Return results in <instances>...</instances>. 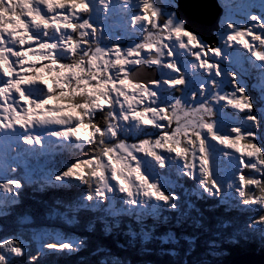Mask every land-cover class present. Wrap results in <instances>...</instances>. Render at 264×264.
Here are the masks:
<instances>
[{
    "label": "snow or ice",
    "instance_id": "6c2138e0",
    "mask_svg": "<svg viewBox=\"0 0 264 264\" xmlns=\"http://www.w3.org/2000/svg\"><path fill=\"white\" fill-rule=\"evenodd\" d=\"M113 4L125 15L138 9L123 35L107 32L93 19L101 7L107 13ZM224 6L233 7L230 3ZM260 6L264 8V0ZM176 7L175 0H167L163 8L156 0H0V142L15 153L13 163L0 158V177L23 166L28 182H35L29 160L38 159L49 144L80 149L83 156H77L61 172H49L44 182L87 186L76 211L104 213L97 219L106 234L113 226L119 227L117 218H134L145 241L152 239L156 230V224H145L148 217L160 221L167 209L178 213L176 226L187 219L188 211L180 212L179 195L169 191L181 186L168 178L172 173L196 182L186 194L197 198L207 194L228 202L225 181L220 179L221 158L229 165L236 162L227 188L238 194L239 203L264 209V146L254 142L255 132L243 130L248 122L259 125L253 114L255 101L240 82V73L220 64L232 59V53L224 48L235 51L236 45L241 46L250 69L260 76L264 94V13H246L247 25L229 16L219 33L222 48L206 43L189 29L187 22L178 18ZM131 34L139 35V42L122 45L124 36ZM249 36L251 42L246 39ZM185 55L192 59L181 68L179 57ZM236 59H240L238 52ZM141 65L169 72H162L159 80L142 82L136 79ZM188 68L193 76L199 70L207 76L191 91ZM217 77L230 78L227 82L232 90L223 91L225 81ZM165 85L181 95H166ZM224 107L246 113L243 123L227 129L221 118ZM82 128L86 136L80 134ZM245 169L258 175H246ZM23 186L19 178L0 179V217L19 203ZM186 203L189 211L194 208L191 201ZM169 219L163 217L162 222ZM66 220L77 222L75 217ZM94 226L89 224V230ZM247 227L264 231V215ZM129 234L137 235L131 229ZM157 238L162 244L178 243L172 231ZM184 239L192 243L194 238ZM85 243L83 238L54 234L43 240L37 255L29 256L23 240L6 237L0 240V264H13V257H26L27 264H38L40 253L70 254ZM108 251L96 249L94 255L105 253L99 264H123ZM167 254L176 252L169 249Z\"/></svg>",
    "mask_w": 264,
    "mask_h": 264
},
{
    "label": "trees",
    "instance_id": "16d2710c",
    "mask_svg": "<svg viewBox=\"0 0 264 264\" xmlns=\"http://www.w3.org/2000/svg\"><path fill=\"white\" fill-rule=\"evenodd\" d=\"M83 132L86 133L84 129ZM83 155L84 151L75 149L70 155L65 150L63 159L58 158L52 162L44 156L41 157L40 164L44 167L36 171L37 174L32 179L35 182L24 184L19 190V203L8 210V215L0 217V240L17 236L26 243L28 255L32 256L40 252L36 242L42 243L45 240L36 239L35 233L38 230L45 229L65 238L85 239V246L74 253H40L38 264H99L105 253L94 255L96 249L101 247L97 242H101L102 247L109 250L107 254L118 257L123 264H229L240 252L257 251L264 254V231L247 227V220H255L264 215V209L257 205L252 209H245L239 203L241 211L231 210L232 213H229L226 207L217 205L207 194L202 198L186 194L195 188V182H190L188 177L177 178L174 173L169 178L181 186L169 191L179 195L180 212L188 211L187 219L183 223L176 226L178 213L165 209L161 213L160 221H154L151 217L145 220L146 225L156 224L152 239L147 240L151 241L150 244L142 241L143 238L139 235L140 226L134 218L127 216L117 218L119 227L113 226L112 231L106 234L103 231L104 225L97 219L104 213L98 211L94 214V211L85 209L76 211L79 197L88 192L87 186L78 183L73 186H59L47 184L43 179L49 172L63 171L73 159ZM158 171L165 173L167 170ZM14 174L18 175L19 170ZM186 201L193 203L192 210H188ZM25 216L29 219L25 220ZM72 217L77 222L67 223L66 218ZM163 217L170 219L164 223ZM193 217L200 218L201 223H191ZM108 219L111 222L112 218ZM219 221L220 225L217 224ZM92 223L95 226L89 230L88 225ZM129 229L137 233L135 238L129 234ZM168 231L174 232L180 240L177 245L162 244L157 238ZM217 233L219 235L215 237ZM184 237L194 238L193 242L189 243ZM169 249L174 250L176 255H168ZM13 264H27V258L16 257Z\"/></svg>",
    "mask_w": 264,
    "mask_h": 264
},
{
    "label": "rangeland",
    "instance_id": "374dc122",
    "mask_svg": "<svg viewBox=\"0 0 264 264\" xmlns=\"http://www.w3.org/2000/svg\"><path fill=\"white\" fill-rule=\"evenodd\" d=\"M156 2L163 8V7H165L167 0H156ZM217 2L219 5L218 7L223 10V13H222V16H221L220 21H219L220 30L214 34V39L216 40V43H211V45L214 47H216V46H219L222 48L224 47V41L219 38V33L223 29L224 22L228 19L229 16L231 17L232 20L237 21V23L242 24V25H247L248 21L246 20V13H248V12H251L253 14L264 13V8H261V6H260L262 0H217ZM175 3L177 5V7L174 10L177 13V15H179L178 14V12H179L178 0H175ZM194 3L198 4V2L196 0L194 1ZM225 3H230L233 5V7H231V9H228L224 6ZM137 11H138V9H134L133 12H130L127 15H125L115 6V4H113L107 13H105L101 7V10L94 14L93 19H94L96 24L102 26V28L104 30H106L107 32L114 33L115 35L119 36V35L124 34L125 28L129 24L130 16L132 14H135V12H137ZM178 18H179V16H178ZM227 31H231V30H227ZM254 31L260 32L261 30L255 29ZM199 36L201 37V35H199ZM246 39H248L251 42L250 36L246 37ZM139 40H140L139 35L131 34V35H125L124 39L121 41V43H122V45L127 46L128 44H131L133 41L139 42ZM256 43L258 44V42H256ZM224 51H226L228 53H232V59L230 61L221 60L220 64H221L222 68L225 70H231V71L240 73V77H241L240 82L245 85L248 95L255 101V107H254L253 114L258 117L259 125L254 126V125H252V122H248V126L245 127L243 130L255 132L257 139L254 142H257V143L261 144L262 146H264V143H262V142H264V94L261 93V86L259 83L260 76L254 70L250 69V67H249V65L245 59V50L242 49L241 46L236 45L235 51L232 48H224ZM237 52L240 53L239 61H237V59H236V53ZM179 59L181 61L179 66L181 68H183L184 62L191 60L192 57L185 55L183 57H179ZM257 63H259V62H257ZM146 67H147L146 68L147 71L145 70V72H146L145 77L150 78L153 76L155 80L161 79V73L162 72H164V73L169 72V70L157 68V66H155V65L146 66ZM187 73H188V90L189 91L195 90L196 87L202 81L207 80V76L203 73V70H199L198 74L193 76L192 70L190 68H188ZM173 75H175V73H173ZM216 79L218 81L222 80V79L225 81V83L223 85V91H231L232 90L231 84H229L227 82L230 78L217 77ZM45 82L48 84V86L50 85L49 87H51V82L48 80L47 77L45 78ZM146 82H149V81L146 80ZM177 87H181V86H177ZM164 89H166V95H169L171 97H179L181 95V93L179 91H176L175 89L168 88L167 85L164 86ZM220 104L223 105L224 102L221 101ZM217 107L219 108V106H217ZM68 114H71V113H68ZM245 114L246 113H240L239 111L232 109L231 107H224L222 109L221 118H222L223 123L225 124L226 128L230 129V127H232V126H237L239 124H242L243 123V117L245 116ZM82 129L80 130V134L83 136H86L87 133L81 132V131H83ZM151 131H155V130H151ZM231 135L234 136L235 134L233 133ZM73 143H75V142H73ZM213 143H215V142H213ZM241 143H243V141ZM217 147L221 148L223 151L232 152L231 149H223L222 146H220V145H217ZM233 155L238 156L239 153L233 152ZM235 165H236L235 161H232L231 164L229 165V162L226 161L225 158H221V161H220V169H221L220 179L225 181L224 191L229 194L228 202L227 203H221V201L219 199L210 197L211 199L215 200V203L217 205L226 207L225 209L227 211H229V213H232L231 210L241 211L239 208L240 204H239L238 194H236L232 189L227 188V182H231L232 175L236 171ZM213 167H215V165ZM244 171H245V174L249 175V176L258 175L257 173H255L254 171L249 170V169H245ZM159 172L163 173L162 171H159ZM188 179L190 182H195L190 178H188ZM170 180H174V179L171 178ZM252 191L258 192L256 189H252ZM246 207H247V209H252L254 207V205L244 206L245 209H246ZM97 213H98V211H95L94 214H97ZM253 219L254 218H249L248 220L253 221ZM248 220H247V224L250 223V221H248ZM190 222L193 224H199V222L201 223L200 218H198V217H193V220H190ZM217 224L220 225V221ZM53 234H58V233L50 232V231L43 229V230H38L35 233V236H36V239L39 240L41 238L42 239L51 238L53 236ZM218 235L219 234L217 233L215 235V237ZM142 241H145V240L142 239ZM178 241H180V240L178 239ZM146 242H149L148 244H150L151 241H146ZM97 244L102 247L101 242H97ZM177 244L178 243H176V244L169 243V245H177ZM36 245L38 247H40L41 242L37 241ZM245 246L251 247L248 245H245ZM243 250H245V247L243 248ZM251 252L258 253L257 251H251ZM242 254H243V252H240V254L237 256H240ZM12 259L16 260V257H13Z\"/></svg>",
    "mask_w": 264,
    "mask_h": 264
},
{
    "label": "water",
    "instance_id": "95a60500",
    "mask_svg": "<svg viewBox=\"0 0 264 264\" xmlns=\"http://www.w3.org/2000/svg\"><path fill=\"white\" fill-rule=\"evenodd\" d=\"M194 1L195 0H178L179 18L185 20L187 22V27L193 32L201 35V38L205 42L209 44L216 43L214 34L220 30L219 21L223 13L222 9L218 7L217 0H196L198 4H195ZM211 12L215 15L213 18ZM146 68L145 65L139 66L136 79L142 82H146V80L149 82L155 80L153 76L150 78L145 77ZM229 264H264V254L245 252L240 256L234 257Z\"/></svg>",
    "mask_w": 264,
    "mask_h": 264
},
{
    "label": "bare ground",
    "instance_id": "6f19581e",
    "mask_svg": "<svg viewBox=\"0 0 264 264\" xmlns=\"http://www.w3.org/2000/svg\"><path fill=\"white\" fill-rule=\"evenodd\" d=\"M180 2H181V1H180ZM211 15H212V18L215 16L213 12H211ZM194 20H196V19H194ZM210 44H211V43H210Z\"/></svg>",
    "mask_w": 264,
    "mask_h": 264
}]
</instances>
